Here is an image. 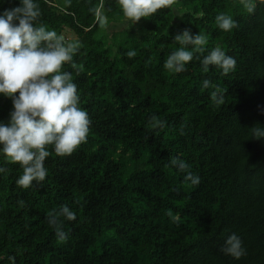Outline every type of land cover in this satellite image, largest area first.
Here are the masks:
<instances>
[{"label": "trees", "instance_id": "1", "mask_svg": "<svg viewBox=\"0 0 264 264\" xmlns=\"http://www.w3.org/2000/svg\"><path fill=\"white\" fill-rule=\"evenodd\" d=\"M18 2L3 0L0 11ZM37 3V25L77 42L61 71L72 73L91 123L71 154L49 146L45 179L27 188L15 183L22 167L0 155V264H264V138L249 129L264 125V0L251 13L242 0H171L133 24L117 0ZM218 12L236 27L219 29ZM185 28L207 36L205 52L172 73L164 61ZM215 46L236 59L230 73L202 71ZM204 79L223 90L220 104ZM11 108L0 95V120ZM173 156L198 184L184 181ZM62 204L76 213L63 241L46 219ZM230 232L245 248L238 260L221 251Z\"/></svg>", "mask_w": 264, "mask_h": 264}, {"label": "clouds", "instance_id": "2", "mask_svg": "<svg viewBox=\"0 0 264 264\" xmlns=\"http://www.w3.org/2000/svg\"><path fill=\"white\" fill-rule=\"evenodd\" d=\"M117 3L123 16L133 24L168 6L171 0H117ZM242 3L248 12L254 11L256 0H242ZM39 15L37 0H19L16 6L0 11V95L11 98L12 104L7 121L0 120V155L22 167L23 172L15 181L22 188L45 179L44 161L50 155L49 146L57 156L71 154L86 140L91 123L87 111L79 104L72 73L61 71L65 62L72 61L77 42H68L56 31L37 25ZM214 19L223 31L236 27V21L225 12H218ZM172 39L180 46L168 54L163 66L178 74L187 70L194 54L205 52L207 36L200 31L193 34L185 28ZM135 54L134 49L125 53L129 58ZM199 62L202 71L214 66L223 74L233 71L236 65V59L220 46L208 49ZM210 86L215 88L208 79L202 81L203 88ZM210 97L220 104L223 90L215 88ZM157 123L163 126L164 122ZM249 129L251 138H264V125L256 123ZM169 163L184 173V181L192 185L199 183L200 177L189 170L186 161L173 156ZM4 171L0 167V173ZM75 218V211L65 204L46 213L48 225L61 241L68 237L64 220ZM221 251L240 259L245 254L240 236L235 232L227 234Z\"/></svg>", "mask_w": 264, "mask_h": 264}, {"label": "rangeland", "instance_id": "3", "mask_svg": "<svg viewBox=\"0 0 264 264\" xmlns=\"http://www.w3.org/2000/svg\"><path fill=\"white\" fill-rule=\"evenodd\" d=\"M125 25H126V23H124L123 26L109 25V26H107V31H108L109 33H113V32H116V31H118V30H121ZM65 34H66V36H67L68 38H70V39L74 37V34H73L72 32H70V31H66Z\"/></svg>", "mask_w": 264, "mask_h": 264}]
</instances>
